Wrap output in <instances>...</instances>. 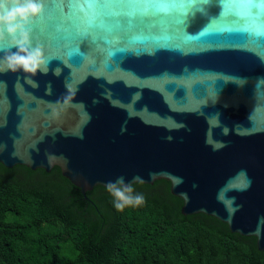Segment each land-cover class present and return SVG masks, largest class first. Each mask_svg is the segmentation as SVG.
I'll return each instance as SVG.
<instances>
[{
    "label": "water",
    "instance_id": "95a60500",
    "mask_svg": "<svg viewBox=\"0 0 264 264\" xmlns=\"http://www.w3.org/2000/svg\"><path fill=\"white\" fill-rule=\"evenodd\" d=\"M43 3L33 44L60 72L0 74V162L83 194L166 179L264 250V0Z\"/></svg>",
    "mask_w": 264,
    "mask_h": 264
},
{
    "label": "trees",
    "instance_id": "16d2710c",
    "mask_svg": "<svg viewBox=\"0 0 264 264\" xmlns=\"http://www.w3.org/2000/svg\"><path fill=\"white\" fill-rule=\"evenodd\" d=\"M133 187L145 205L118 212L105 186L83 194L57 165L0 162V264H264L255 236L183 214L170 181Z\"/></svg>",
    "mask_w": 264,
    "mask_h": 264
},
{
    "label": "clouds",
    "instance_id": "9594fccd",
    "mask_svg": "<svg viewBox=\"0 0 264 264\" xmlns=\"http://www.w3.org/2000/svg\"><path fill=\"white\" fill-rule=\"evenodd\" d=\"M44 12L43 0H0V44L8 43L6 49L0 48V74L23 73L24 80L37 87L34 77L38 74L47 75L49 71L54 75L59 74V69L50 68L51 59L44 46L33 44V23ZM137 181L139 177L126 182L124 176H118L108 182L106 191L116 211L139 209L145 205L144 194L137 193L133 187Z\"/></svg>",
    "mask_w": 264,
    "mask_h": 264
}]
</instances>
